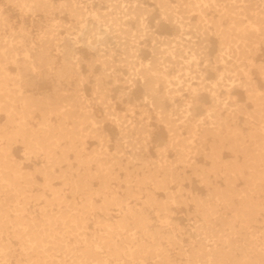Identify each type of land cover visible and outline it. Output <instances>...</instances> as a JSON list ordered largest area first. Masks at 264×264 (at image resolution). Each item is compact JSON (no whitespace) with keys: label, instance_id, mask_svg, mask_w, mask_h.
<instances>
[{"label":"bare ground","instance_id":"bare-ground-1","mask_svg":"<svg viewBox=\"0 0 264 264\" xmlns=\"http://www.w3.org/2000/svg\"><path fill=\"white\" fill-rule=\"evenodd\" d=\"M261 46L264 0H0V264H264Z\"/></svg>","mask_w":264,"mask_h":264},{"label":"rangeland","instance_id":"rangeland-1","mask_svg":"<svg viewBox=\"0 0 264 264\" xmlns=\"http://www.w3.org/2000/svg\"><path fill=\"white\" fill-rule=\"evenodd\" d=\"M16 18V17H15ZM27 20V19H26ZM213 48H214V46H212L211 48H210V52L211 53H213ZM141 54H142V56L143 57H147L146 55H145V53H144V51H142L141 52ZM259 54L261 55V58H264V46H261V49H260V51H259ZM37 84H38V87L40 88V89H42V90H49L50 89V84H51V80L50 79H48V78H39L38 80H37ZM131 104V102L129 101V103H128V105H130ZM133 106V105H132ZM124 107H127V104L125 105V104H121V106H120V108H124ZM140 109H144V110H146L147 108L146 107H141V108H134V110H135V112L137 113ZM149 114L151 115V118L153 117V114L152 113H150L149 112ZM145 120V119H144ZM143 120V121H144ZM152 121H154V120H152ZM87 145L88 146H91V142H88L87 143ZM150 154H154V151L153 150H150V152H149ZM120 176H121V174H120ZM119 176V177H120ZM190 177H191V182H190V184L189 185H191V186H193L194 188H196L198 191H203V186L201 185V184H199L198 182H196L195 181V177L194 176H192V175H189ZM117 183H119V182H116V181H112L111 182V185L112 186H116V185H118ZM186 184L188 183V182H185ZM119 184H121L122 185V183L120 182ZM188 185V184H187ZM155 194L157 195V196H159V197H162L163 196V193L161 192V191H155ZM176 208V207H175ZM174 216H177V215H174ZM177 219V222L181 225V227H183V229L185 230L186 228H188L189 227V221H188V219H186V218H183V216L182 215H178L177 217H176ZM182 239L185 241L186 239H187V236L186 235H183L182 236Z\"/></svg>","mask_w":264,"mask_h":264}]
</instances>
